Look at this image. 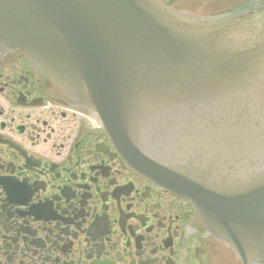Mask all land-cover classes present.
Segmentation results:
<instances>
[{
	"label": "water",
	"instance_id": "1",
	"mask_svg": "<svg viewBox=\"0 0 264 264\" xmlns=\"http://www.w3.org/2000/svg\"><path fill=\"white\" fill-rule=\"evenodd\" d=\"M5 47L58 77L137 167L198 201L213 229L264 263V0L213 19L151 0H0ZM167 115L178 128L167 155L188 157L196 177L135 145L149 117Z\"/></svg>",
	"mask_w": 264,
	"mask_h": 264
},
{
	"label": "flooded vegetation",
	"instance_id": "2",
	"mask_svg": "<svg viewBox=\"0 0 264 264\" xmlns=\"http://www.w3.org/2000/svg\"><path fill=\"white\" fill-rule=\"evenodd\" d=\"M192 14L215 0H157ZM0 264H249L19 50L0 53Z\"/></svg>",
	"mask_w": 264,
	"mask_h": 264
},
{
	"label": "rangeland",
	"instance_id": "3",
	"mask_svg": "<svg viewBox=\"0 0 264 264\" xmlns=\"http://www.w3.org/2000/svg\"><path fill=\"white\" fill-rule=\"evenodd\" d=\"M234 0H222V2H225V3H231L233 2ZM242 1V0H241ZM240 1V2H241ZM220 2V0H215L214 4H218Z\"/></svg>",
	"mask_w": 264,
	"mask_h": 264
}]
</instances>
